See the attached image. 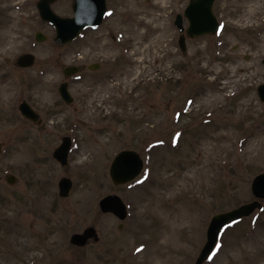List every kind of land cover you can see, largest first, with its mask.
Listing matches in <instances>:
<instances>
[{
    "label": "rangeland",
    "instance_id": "1",
    "mask_svg": "<svg viewBox=\"0 0 264 264\" xmlns=\"http://www.w3.org/2000/svg\"><path fill=\"white\" fill-rule=\"evenodd\" d=\"M114 1L115 14L67 45L18 12V53L37 60L18 69V116L9 90L0 94V264H196L215 214L263 201L251 185L264 171V0H216L221 33L186 41V52L174 20L188 0ZM68 65L80 71L70 104L59 93ZM23 99L39 123L21 114ZM68 135L62 165L53 151ZM124 149L145 169L115 185L110 165ZM108 194L128 204L123 228L100 210ZM90 225L100 240L73 245ZM204 264H264V207L228 226Z\"/></svg>",
    "mask_w": 264,
    "mask_h": 264
},
{
    "label": "water",
    "instance_id": "2",
    "mask_svg": "<svg viewBox=\"0 0 264 264\" xmlns=\"http://www.w3.org/2000/svg\"><path fill=\"white\" fill-rule=\"evenodd\" d=\"M47 6L42 8V15L45 19L52 20L57 26L56 41L60 43H66L76 38L80 31L89 24L100 23L103 13L98 15H88L84 12L81 4L82 0H75L76 15L72 18H63L52 12L50 4L55 0H44ZM213 1L214 0H192L188 7L186 14L191 20V26L188 30L191 36H198L207 33H214L218 29V22L213 13ZM104 10V3L102 11ZM38 39L43 40L44 36L38 34ZM182 49L186 50V44L184 40H181ZM34 62V56L32 54H25L20 58L19 63L24 66L32 65ZM77 71V67H67L65 73L70 75ZM62 96L67 102L72 101V97L68 91L67 83H63L60 87ZM258 94L262 101H264V83L258 87ZM23 112L31 119H37V114L32 110L30 106H23ZM71 147V137L65 136L63 143L55 149L54 156L63 164L68 163V155ZM1 152V144H0ZM144 162L141 155L135 150H122L114 158L110 174L116 185L126 183L133 180L143 169ZM8 182L14 184L16 178L14 175L7 177ZM73 182L68 177H63L59 181L60 195L69 196L72 190ZM252 191L258 198H264V172L258 174L252 182ZM100 206L104 212H113L121 219L127 216V209L124 201L119 195L110 194L105 196L100 201ZM257 208H262V203L255 200L251 203L243 204L233 210L218 213L213 216L208 228V239L201 250V253L197 259V264H202L213 251L219 238L220 231L223 227L228 225L234 220L250 215ZM93 237L98 241L99 236L95 227L91 226L84 230L83 233H75L71 237V242L76 245L83 246L87 243L88 239Z\"/></svg>",
    "mask_w": 264,
    "mask_h": 264
},
{
    "label": "flooded vegetation",
    "instance_id": "3",
    "mask_svg": "<svg viewBox=\"0 0 264 264\" xmlns=\"http://www.w3.org/2000/svg\"><path fill=\"white\" fill-rule=\"evenodd\" d=\"M41 0H24L20 2L18 0H0V94L9 90L11 94V103L15 105L16 113L18 116V69H29L18 65V61L22 54L32 51H23L18 53V12H24L28 15H34L40 17L41 21L53 31L55 27L49 21H45L41 17V10L39 3ZM97 0H82L81 4L85 11L88 13H94L97 10ZM190 0L185 4L182 10L176 13V16L183 15L185 9L189 5ZM64 4V5H63ZM107 6V14H115L118 9V4L114 0H105ZM112 4V5H109ZM74 0H56L52 3V9L60 16H73L74 15ZM62 6L65 9L62 10ZM123 4L120 3L119 7ZM103 24V23H101ZM98 27H88L84 29V32L97 30ZM183 28L176 27L178 35V43L180 40L186 38V41L196 40L203 37L212 35H204L197 38H191L187 35L185 29L189 25L187 18H182ZM7 89V90H6ZM3 91V92H2ZM28 101L23 99L22 102Z\"/></svg>",
    "mask_w": 264,
    "mask_h": 264
}]
</instances>
